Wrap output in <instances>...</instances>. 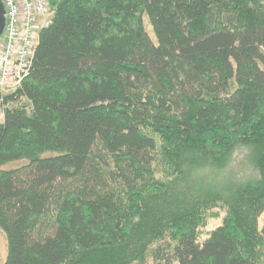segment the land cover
Here are the masks:
<instances>
[{"label":"trees","instance_id":"trees-1","mask_svg":"<svg viewBox=\"0 0 264 264\" xmlns=\"http://www.w3.org/2000/svg\"><path fill=\"white\" fill-rule=\"evenodd\" d=\"M50 3L0 88L4 264H264V0Z\"/></svg>","mask_w":264,"mask_h":264},{"label":"built area","instance_id":"built-area-1","mask_svg":"<svg viewBox=\"0 0 264 264\" xmlns=\"http://www.w3.org/2000/svg\"><path fill=\"white\" fill-rule=\"evenodd\" d=\"M6 11L0 41V88L13 90L30 75L40 33L52 24L50 0H1Z\"/></svg>","mask_w":264,"mask_h":264},{"label":"rangeland","instance_id":"rangeland-1","mask_svg":"<svg viewBox=\"0 0 264 264\" xmlns=\"http://www.w3.org/2000/svg\"><path fill=\"white\" fill-rule=\"evenodd\" d=\"M146 27L149 32H151L152 36L154 35L153 29L151 25L148 24V19L146 21ZM4 37H2L0 40H3ZM8 90H4L3 93L7 94ZM4 106L2 103V100L0 99V123L4 122ZM249 151L246 149L239 150V152L236 153L234 163H233V170L237 173V178L239 179H246L252 174V168L248 159ZM19 165H13L11 167L17 168ZM9 168V167H7ZM247 180V179H246ZM222 224V219L218 220H212L209 224V226L204 231V234L207 232H210L212 230H215ZM260 225L261 228L264 227V215L260 219ZM7 258V238L5 233L0 229V264H4Z\"/></svg>","mask_w":264,"mask_h":264},{"label":"water","instance_id":"water-1","mask_svg":"<svg viewBox=\"0 0 264 264\" xmlns=\"http://www.w3.org/2000/svg\"><path fill=\"white\" fill-rule=\"evenodd\" d=\"M6 27V11L3 2L0 0V39L3 37Z\"/></svg>","mask_w":264,"mask_h":264}]
</instances>
